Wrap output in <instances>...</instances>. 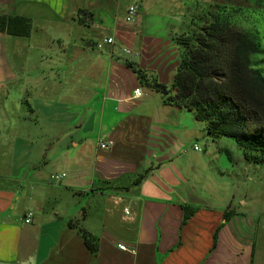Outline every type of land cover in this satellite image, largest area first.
<instances>
[{"label": "crops", "instance_id": "0c3cea01", "mask_svg": "<svg viewBox=\"0 0 264 264\" xmlns=\"http://www.w3.org/2000/svg\"><path fill=\"white\" fill-rule=\"evenodd\" d=\"M211 2L0 0L32 22L0 31V264H264V217L233 208L194 140L217 141L149 85L172 83L177 36Z\"/></svg>", "mask_w": 264, "mask_h": 264}, {"label": "trees", "instance_id": "16d2710c", "mask_svg": "<svg viewBox=\"0 0 264 264\" xmlns=\"http://www.w3.org/2000/svg\"><path fill=\"white\" fill-rule=\"evenodd\" d=\"M241 6L211 2L193 18L188 31L177 36L181 48L177 72L171 84L153 80L151 85L165 95L164 102L185 107L206 125L217 141L230 137L250 163H264V70L255 57L264 56L258 35L238 22ZM31 19L0 14V31L29 35ZM184 221L195 208L184 205ZM231 212L225 214L229 218ZM88 249L99 250V238L79 226ZM216 237V236H215Z\"/></svg>", "mask_w": 264, "mask_h": 264}, {"label": "rangeland", "instance_id": "374dc122", "mask_svg": "<svg viewBox=\"0 0 264 264\" xmlns=\"http://www.w3.org/2000/svg\"><path fill=\"white\" fill-rule=\"evenodd\" d=\"M241 6L239 24L256 33L264 46V0H224ZM255 65L264 70V56L254 59ZM222 139V140H221ZM202 151L216 150L210 160L209 181L218 185L222 195H230V203L240 214L264 217V163L247 162L243 150L234 139L222 137L217 142L196 138ZM235 196V197H234Z\"/></svg>", "mask_w": 264, "mask_h": 264}, {"label": "built area", "instance_id": "2783aa9c", "mask_svg": "<svg viewBox=\"0 0 264 264\" xmlns=\"http://www.w3.org/2000/svg\"><path fill=\"white\" fill-rule=\"evenodd\" d=\"M138 12V7L136 5H130L128 7V10H127V14H126V20L127 21H132L135 17V15L137 14ZM114 43V38L113 37H104L102 39H100L97 43H96V46L98 48H102L105 44H112ZM124 51L125 52H130V50L128 48H124ZM135 94L136 96H140L141 95V91H140V88H137L135 90ZM114 144V142L112 140H109V141H102L100 142V147L101 148H109L110 146H112ZM195 149H200V147L198 145H195L194 146ZM66 176V173L65 172H60V173H52L51 174V178L52 180L54 181H60L62 178H64ZM32 217H33V212H29L28 215L26 216V222H31L32 220ZM118 247L122 250H128V247L123 244V243H120L118 244ZM134 252V250H133Z\"/></svg>", "mask_w": 264, "mask_h": 264}]
</instances>
